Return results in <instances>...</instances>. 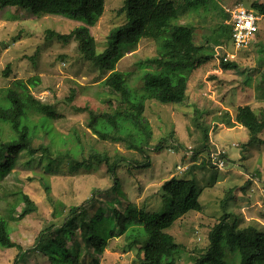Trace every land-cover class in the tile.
<instances>
[{"label":"rangeland","instance_id":"obj_1","mask_svg":"<svg viewBox=\"0 0 264 264\" xmlns=\"http://www.w3.org/2000/svg\"><path fill=\"white\" fill-rule=\"evenodd\" d=\"M123 3L124 0H105L102 16L90 28L97 53L105 49L109 31L125 22L124 14L118 13ZM234 3L251 9L252 3L264 4V0H208L207 12L201 9L198 13H185L178 23L192 26L195 43L205 45L206 38L223 21L222 6ZM259 16L254 40L248 48L235 52L237 69L221 70L219 61L212 58L190 75L184 103L161 104L154 100L145 103L144 114L153 131L152 144L160 138L168 141L158 153L145 151L150 162L147 168L134 169L122 164L116 173L119 190L112 191L114 182L104 164L73 168L74 156L64 155L79 143L84 153L75 158L77 162L87 157L89 150L110 155L119 153L130 161L146 160L121 143L99 141L87 128V108L95 113L111 112L117 97L101 85L106 74L82 57L76 41L63 43L45 37L46 30L69 34L81 22L53 15L38 18L16 7L0 9V90L9 88L14 79L39 76L40 82L31 88V93L51 105L59 119L50 123L49 134L38 129L36 143H53L52 150L59 149L62 153L61 157L54 153L51 158L54 163L48 168L44 154L37 153L30 158L22 153L0 179V215H6L10 205L17 202V192L26 194L37 208L20 221L10 223L11 240L24 252L15 262L17 249L0 248V264H50L35 252L37 237L47 228L60 225L72 206H80L89 199L92 206L88 207V217L99 208L123 212L128 206L147 212H168V201L161 187L172 177H194L197 187L202 189L199 196L202 211L188 212L167 230L182 250L178 264H190L191 257L205 251L209 230L225 212L237 216L240 227L252 226L264 232V131L260 134L262 142L250 145L243 127L228 128L216 121L225 112L234 117L237 108L246 105L264 117V15ZM225 50L232 52L229 43ZM156 53L155 42L142 39L121 58L116 70L126 73L131 86L139 89L143 67L138 63ZM8 65L9 76L3 77L2 72ZM71 90L75 91V97L68 102ZM1 94L0 91V97ZM195 117L208 129L209 142L208 151L193 160L192 153L202 142V130L196 127ZM38 119V115L32 116L33 123ZM3 130L8 133L7 127ZM60 138L69 142L66 148ZM220 155L224 156L223 160ZM216 157L220 159L217 166L212 162ZM230 190L232 197L222 205ZM22 207L23 204L16 206L15 217ZM74 243L80 244V261H92V248L81 239L80 229L75 231L67 247L72 248ZM228 257L233 258L229 253ZM97 258L98 264H139L137 247H128L123 236L108 240Z\"/></svg>","mask_w":264,"mask_h":264},{"label":"trees","instance_id":"obj_2","mask_svg":"<svg viewBox=\"0 0 264 264\" xmlns=\"http://www.w3.org/2000/svg\"><path fill=\"white\" fill-rule=\"evenodd\" d=\"M104 5L105 0H0V9L16 7L38 18L53 15L81 22L69 34L46 30L45 37L63 43L71 39L76 41L82 57L102 74H106L101 85L117 97L111 112L95 113L87 108V128L99 141L121 143L146 160L130 161L119 153L110 155L89 150L87 157L77 162L75 158L84 153L79 143L67 149L64 155L74 156L71 160L73 168L104 164L114 182V191L119 190L116 173L122 164L134 169L147 168L150 162L145 151L158 153L168 141L160 138L156 144H152L153 131L144 114L145 103L154 100L161 104H182L187 100V85L194 70L212 58L219 61V67L224 71L237 69V64L235 60L225 59L222 53L218 54L219 48L226 47L231 36V28L225 24L227 15L223 6V21L206 38L205 45H198L194 41V28L179 24L178 20L185 13H198L201 9L207 12L208 0H124L118 13L124 14L125 22L109 31L105 49L97 53L90 28L102 16ZM251 9L258 16L264 15V4L252 3ZM142 39L153 40L157 53L152 58L139 61L143 72L140 76L142 86L138 89L131 86L126 73L116 70V65ZM9 73L8 65L2 76L7 77ZM39 82V76L26 80L14 79L9 88L0 90V179L13 168L22 153L30 158L37 153L44 154V159L48 161L46 168L54 163L51 160L54 153L57 157L62 155L59 149L52 150L53 143H36L38 129L49 134L50 123L59 119L51 105L41 102L31 93V88H35ZM74 97L75 91L71 90L67 101L71 102ZM33 115L39 116L36 123H33ZM194 120L196 127L202 130V142L193 151V160L208 151L209 142L208 129L202 127L198 117ZM216 121L228 128L243 127L248 134L247 144L262 142L260 134L264 131V117H259L247 105L238 107L234 117L225 112ZM4 127H7L8 133H4ZM59 141L65 148L69 143L62 138ZM219 158L223 160L224 156L220 155ZM220 159L216 157V160ZM161 189L168 201V212H147L128 206L123 212L115 208H99L93 216L88 217L92 199L80 206H72L60 225H53L39 234L34 243L35 252L47 258L50 264H98L97 255L103 253L108 240L123 236L128 247H137L139 264H178L182 250L167 230L188 212L202 211L199 203L202 189L197 187L194 177H172L164 182ZM231 192L225 196L222 205L232 197ZM16 195L17 202L10 205L6 215H0V248L17 249L15 262L24 251L11 240L10 223L20 221L37 209L26 194L17 192ZM19 204H23V207L15 217L13 213ZM77 229L81 230V239L86 246L92 248L90 262L80 261L82 253L79 243H74L72 248L67 247ZM207 240L205 251L197 257H191L190 264H264V232L252 226L240 227L239 218L232 213L225 212L211 227ZM228 253L233 258H229Z\"/></svg>","mask_w":264,"mask_h":264},{"label":"built area","instance_id":"obj_3","mask_svg":"<svg viewBox=\"0 0 264 264\" xmlns=\"http://www.w3.org/2000/svg\"><path fill=\"white\" fill-rule=\"evenodd\" d=\"M223 7L227 15L225 24L231 28V36L228 43L232 52L225 50V47L222 46L219 48L218 54L222 53L225 59L234 60L236 58L235 52L248 48L254 40L260 17L252 9H246L240 3ZM218 161L220 160L212 158L214 165L219 163Z\"/></svg>","mask_w":264,"mask_h":264}]
</instances>
